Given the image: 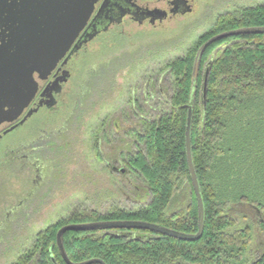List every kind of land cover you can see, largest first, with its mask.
Masks as SVG:
<instances>
[{"label": "trees", "instance_id": "obj_1", "mask_svg": "<svg viewBox=\"0 0 264 264\" xmlns=\"http://www.w3.org/2000/svg\"><path fill=\"white\" fill-rule=\"evenodd\" d=\"M256 28H264V4L224 14L185 56L162 69L173 85L168 111L142 121L136 133L142 147L126 156L127 167L146 183L148 205L137 211L115 208L106 214H73L39 233L13 264H67L57 236L69 225L140 221L197 235L200 202L186 143L190 112L193 167L206 214L202 239L184 242L128 229L70 231L63 238L65 254L72 264H264V251L255 261L246 259L251 226L235 228L239 217H248L264 232V34L210 43L226 33ZM184 185L189 191L184 193L187 205L171 214Z\"/></svg>", "mask_w": 264, "mask_h": 264}, {"label": "rangeland", "instance_id": "obj_2", "mask_svg": "<svg viewBox=\"0 0 264 264\" xmlns=\"http://www.w3.org/2000/svg\"><path fill=\"white\" fill-rule=\"evenodd\" d=\"M260 4L264 0H202L186 17L153 26L127 20L89 45L58 105L39 117V145L51 173L42 188L30 196L34 169L26 168L17 152L0 158V223L28 198L0 232V264L17 262L39 233L73 214L148 205L146 183L127 167L126 156L142 147L136 139L142 121L168 111L173 85L162 69L185 56L220 16ZM185 190L187 185L171 214L185 209ZM236 224V229L251 226L246 259L255 261L264 251L262 228L248 217Z\"/></svg>", "mask_w": 264, "mask_h": 264}, {"label": "water", "instance_id": "obj_3", "mask_svg": "<svg viewBox=\"0 0 264 264\" xmlns=\"http://www.w3.org/2000/svg\"><path fill=\"white\" fill-rule=\"evenodd\" d=\"M101 0H0V115L13 117L23 109L33 96L35 84L32 76L36 73L46 75L74 44L90 20V16ZM163 19V18H161ZM264 34V28L241 30L226 33L214 38L210 43L236 35ZM195 65V77L199 75L200 58ZM205 78L204 97L207 98V80ZM9 110H6V109ZM22 111V110H21ZM19 113V112H18ZM1 117V118H2ZM192 112L188 116L187 155L193 186L199 196L200 223L197 235L183 234L165 227L145 222H114L69 225L60 230L57 243L61 255L67 264L63 238L67 232H91L96 230H144L180 241L198 242L205 230V208L200 199L199 181L193 167L192 155ZM93 262V261H92ZM92 262L86 264H92Z\"/></svg>", "mask_w": 264, "mask_h": 264}, {"label": "flooded vegetation", "instance_id": "obj_4", "mask_svg": "<svg viewBox=\"0 0 264 264\" xmlns=\"http://www.w3.org/2000/svg\"><path fill=\"white\" fill-rule=\"evenodd\" d=\"M201 1L101 0L81 34L74 40L68 54L48 74L36 73L32 76L35 91L22 111L15 112L14 116L9 118L0 115V158L12 150L18 153V159L26 168L30 166L34 169L35 177L32 184L35 191L30 193V196L42 188L43 182L51 174L47 158L43 159V149L39 145L41 129L39 125L42 124L39 117L45 116L58 105V98L63 93L65 84L79 71L80 57L87 51L88 46L127 20L138 25L147 23L153 26L170 19L188 16ZM27 201L28 198L19 204V207L21 208ZM20 208L10 209L7 220L0 223V232L15 221L11 216L19 213Z\"/></svg>", "mask_w": 264, "mask_h": 264}, {"label": "bare ground", "instance_id": "obj_5", "mask_svg": "<svg viewBox=\"0 0 264 264\" xmlns=\"http://www.w3.org/2000/svg\"><path fill=\"white\" fill-rule=\"evenodd\" d=\"M193 146V145H192ZM204 200V199H203ZM124 231V230H123Z\"/></svg>", "mask_w": 264, "mask_h": 264}]
</instances>
